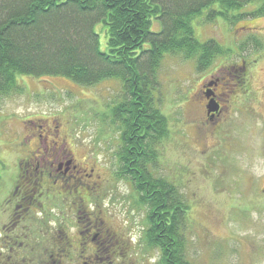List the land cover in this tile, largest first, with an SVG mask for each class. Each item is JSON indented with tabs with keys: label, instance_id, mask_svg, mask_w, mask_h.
<instances>
[{
	"label": "rangeland",
	"instance_id": "1",
	"mask_svg": "<svg viewBox=\"0 0 264 264\" xmlns=\"http://www.w3.org/2000/svg\"><path fill=\"white\" fill-rule=\"evenodd\" d=\"M231 14V20L214 17L204 8L191 20L199 41L214 39L225 49L209 68L197 72L193 59L183 60L178 55L164 59V54L156 73L157 104L167 117L168 131L158 144L152 171L175 183L189 205L184 235L190 264H264V0H252ZM95 31L100 49L105 50L102 23ZM242 60H246L249 91L242 92L243 86L233 90L228 97L240 101L207 121L197 96L201 80L216 70L224 74ZM18 82L23 87L21 92L0 94V264H36L44 258L49 234L58 246L63 232H73L69 220L51 219V214L57 213L55 208L49 210L48 219L34 209L31 221L21 222L33 237L24 244L33 251L15 255L6 247L9 243L16 247L10 240L2 245V230L9 231L15 222L4 209L16 178L18 158L22 147H28L26 139L38 133L37 124L49 114L63 121L61 130L68 127L75 158L88 155L97 164L103 182L99 198L89 209L96 210L98 222L111 233L109 246L121 245L123 239L116 234H124L128 248L119 255L100 253L93 263L94 257L82 256L79 262L73 256H62L61 261L159 264V250L148 246L142 234L148 207L139 203L133 185L113 172L112 156L120 142V129L110 122L109 109L123 92L120 80L106 78L91 87L60 75L19 76ZM231 88L229 85L227 89ZM15 203L11 216H16ZM70 214L69 218L74 216Z\"/></svg>",
	"mask_w": 264,
	"mask_h": 264
},
{
	"label": "trees",
	"instance_id": "2",
	"mask_svg": "<svg viewBox=\"0 0 264 264\" xmlns=\"http://www.w3.org/2000/svg\"><path fill=\"white\" fill-rule=\"evenodd\" d=\"M251 1L0 0V94L21 92L19 76L60 75L85 87L120 80L123 92L109 109L110 122L120 129L116 175L130 180L139 203L148 207L142 234L159 250V264L190 263L184 235L189 205L175 183L152 171L168 131L157 104V70L164 54L193 59L197 72L209 68L225 49L195 37L193 16L206 8L210 16L231 20ZM43 255L36 264H66L58 255Z\"/></svg>",
	"mask_w": 264,
	"mask_h": 264
},
{
	"label": "flooded vegetation",
	"instance_id": "3",
	"mask_svg": "<svg viewBox=\"0 0 264 264\" xmlns=\"http://www.w3.org/2000/svg\"><path fill=\"white\" fill-rule=\"evenodd\" d=\"M246 70V60H242L234 67L227 69L224 74L216 70L208 79L201 80L197 96L204 108L207 121L217 118L224 108H232L233 103L237 104L240 101L236 103L234 99L228 97L233 90L243 86L242 92L246 94L249 91ZM245 84H247L246 87ZM229 85H232L231 89H227ZM209 101L214 103L216 110L207 112ZM41 119L44 121L37 124L38 133L33 136L30 134L31 137L26 139L28 147L27 149L25 146L22 147L23 152L17 161L16 178L6 198L5 203L8 206L4 209L9 211V220L12 221L14 218L15 222L9 231L2 230V245L9 243L8 240H10L16 245L14 249L11 243L6 245L12 254H30L33 248L27 249L24 243L32 240L33 237L21 222L31 221L34 209L41 211V218L48 219L49 210L55 208L57 213L51 214V219L66 223L69 220L68 224H73V232H63L64 237L58 246L55 245V237L49 234V246L46 245L44 248L45 253L66 258L67 256L77 257L79 262L80 256L90 259L101 256L100 253L105 251V253L111 252L106 255H119L127 251V240L124 234L121 236L111 231L112 235L115 233L116 237H121L123 240L121 239V245L109 246L111 233L98 222L96 210L89 209V205L99 198L100 190L98 189L103 182L97 164L88 155L82 156L79 160L75 158V143L69 136V129L65 127L67 132L64 129L61 130L63 121L57 120L54 116L50 117V114ZM30 123L36 125L34 120H30ZM120 142L113 150L114 173H118L120 168V157L117 154ZM128 182L132 184L130 180ZM13 201L16 202L14 208L16 216H11ZM70 212L74 213L71 218H69ZM95 258L97 257L93 258L92 263ZM84 263L87 264V262Z\"/></svg>",
	"mask_w": 264,
	"mask_h": 264
},
{
	"label": "water",
	"instance_id": "4",
	"mask_svg": "<svg viewBox=\"0 0 264 264\" xmlns=\"http://www.w3.org/2000/svg\"><path fill=\"white\" fill-rule=\"evenodd\" d=\"M217 108H216V106H214V103L213 102H208L207 103V112H210V111H214V110H216Z\"/></svg>",
	"mask_w": 264,
	"mask_h": 264
}]
</instances>
